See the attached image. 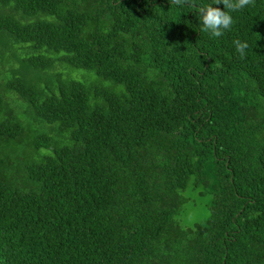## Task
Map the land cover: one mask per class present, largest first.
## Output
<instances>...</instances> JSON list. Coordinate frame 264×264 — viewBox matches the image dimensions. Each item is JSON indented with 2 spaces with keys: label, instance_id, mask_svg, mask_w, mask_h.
Instances as JSON below:
<instances>
[{
  "label": "trees",
  "instance_id": "trees-1",
  "mask_svg": "<svg viewBox=\"0 0 264 264\" xmlns=\"http://www.w3.org/2000/svg\"><path fill=\"white\" fill-rule=\"evenodd\" d=\"M216 3L0 0V264H264V0Z\"/></svg>",
  "mask_w": 264,
  "mask_h": 264
},
{
  "label": "clouds",
  "instance_id": "clouds-1",
  "mask_svg": "<svg viewBox=\"0 0 264 264\" xmlns=\"http://www.w3.org/2000/svg\"><path fill=\"white\" fill-rule=\"evenodd\" d=\"M177 5H182V0H176ZM222 3L230 10H238L249 3V0H217L216 4ZM199 21L202 31L208 32L213 37H220L224 30L228 29L232 23L233 18L228 11L221 10L212 5H205L200 9ZM236 51L243 56L245 49L248 47L247 42L236 41Z\"/></svg>",
  "mask_w": 264,
  "mask_h": 264
},
{
  "label": "rangeland",
  "instance_id": "rangeland-1",
  "mask_svg": "<svg viewBox=\"0 0 264 264\" xmlns=\"http://www.w3.org/2000/svg\"><path fill=\"white\" fill-rule=\"evenodd\" d=\"M188 197L187 203L178 217V221L183 226H191L194 223L203 221L208 216L207 203L208 199L200 197L196 191H186Z\"/></svg>",
  "mask_w": 264,
  "mask_h": 264
}]
</instances>
